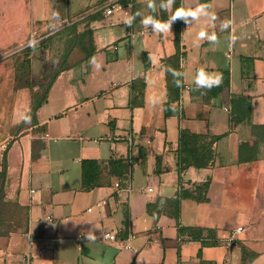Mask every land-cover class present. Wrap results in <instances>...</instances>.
I'll use <instances>...</instances> for the list:
<instances>
[{"label": "crops", "instance_id": "0c3cea01", "mask_svg": "<svg viewBox=\"0 0 264 264\" xmlns=\"http://www.w3.org/2000/svg\"><path fill=\"white\" fill-rule=\"evenodd\" d=\"M17 1L6 0L8 7ZM63 1L57 15L78 17V32L88 26L95 53L84 61L76 47L78 55L71 50L63 56L67 66L38 110L37 124L0 150L7 162L5 202L26 220L23 230L0 236V264H264V143L252 132L253 126L264 125V0H180L181 8L204 6L208 14L184 22L183 87L177 114L169 118L164 115L163 60L176 52L175 20L165 32L143 25L149 0H132V5L124 1L123 10L110 16L102 7L113 0ZM53 5L47 3L42 15L34 16L50 19ZM167 11L171 16L169 3ZM136 12L140 14L129 26L126 22ZM223 21L228 27L221 30ZM16 24L19 35L25 22ZM202 28L207 34L215 32L216 41L197 40ZM144 55L150 62L147 69ZM201 69L213 78L220 74V83L211 88L222 85L224 73L229 86L219 94L198 87L194 78ZM140 76L145 77L144 104L130 109L131 84ZM59 84L63 97L49 109ZM237 96L251 98V115L231 128V99ZM181 130L204 141L220 137L212 146V165L180 170ZM129 137L133 164L122 177L111 174L105 164L128 161ZM256 142L257 160L239 163L240 145ZM157 158L165 169L159 175ZM84 160L104 163L99 187L82 188ZM205 182V200L183 199L179 221L165 211L148 212L147 205L159 198L171 199ZM239 227L243 230L235 233ZM120 229L134 233L133 250L120 251L102 240L104 233ZM185 229L202 233L198 237L197 231ZM78 234L84 237L81 247ZM53 237L58 240L49 245L45 240ZM29 238L35 239L31 248Z\"/></svg>", "mask_w": 264, "mask_h": 264}, {"label": "trees", "instance_id": "16d2710c", "mask_svg": "<svg viewBox=\"0 0 264 264\" xmlns=\"http://www.w3.org/2000/svg\"><path fill=\"white\" fill-rule=\"evenodd\" d=\"M206 1V0H203ZM149 2V1H148ZM155 7L158 6V10L152 12L150 9L149 14L153 15L155 18L166 21L168 20L174 12L181 8L180 0H172V13L169 15L166 8H161L160 4L164 3L168 4V0H153ZM127 4V2H125ZM136 5L133 4V7ZM184 20L177 18L175 20L174 27V44L176 48V52L174 55L163 60L165 73H166V89H167V101L164 104V115L165 118H169L173 115L177 114V104L180 101L181 90H182V68H181V40H182V31H183ZM75 25L69 26L74 27ZM67 27V28H69ZM73 29V28H72ZM53 35L38 41L37 43L24 48L26 57L21 62V71L20 77L24 80L25 88H32L33 85L31 83L30 75H31V67L29 55L33 50L39 48H47L52 39ZM74 45L68 50L65 54L67 57L69 52L74 47H78L83 53V60L86 61L90 57H92L95 53V48L93 47V38L92 32L87 26L83 32L78 33L74 39ZM66 61V59H65ZM144 65L145 68L150 67V62L147 59L146 55H144ZM62 71V68L53 76V78L49 81L45 91L42 93L40 99L36 100V103L33 104L32 109L29 112V115L26 117L24 121L30 122L31 126L37 124V112L42 107V105L46 102L48 93L52 84L55 81L56 76L59 72ZM175 73V74H174ZM229 86V77L225 73L223 74L222 85L214 88H210V90L215 91L216 94H219L224 88ZM146 88L145 77L140 76L135 79L131 84V95L128 102V107L130 109H134L137 107H142L144 104V90ZM231 115H230V127L234 128L240 123L250 118L251 115V98L244 96H237L231 99ZM253 134L258 137V139L264 143V125H255L252 127ZM141 136V135H140ZM220 139V137H212L210 140H203L202 136L190 133L186 130H181L179 135V142L177 147V155H178V165L180 170H185L190 167H194L196 169L206 168L213 164L214 161V152L212 150V146ZM35 147V143H34ZM259 153L258 143H254L250 145L248 143H242L239 147V163H249L257 160V154ZM35 157V154H34ZM106 167L110 168L111 174H116L120 177L123 176L124 173L128 170V161L126 160H118V161H109L106 164ZM161 162L160 159L157 158V170L156 174L159 175L162 172H165V169L160 168ZM104 168V163L99 160H84L81 164V179H82V188L84 190H91L93 188L99 187L101 185V173ZM7 184V162L6 156L4 155L2 160V168L0 171V236L9 234L10 232L16 230H4L2 227L8 221L5 219V215H8V209L6 207L12 206L9 203L5 202V188ZM209 186V182L201 183L195 186L193 191H180L175 194L171 199H162L159 198L154 204H148L147 210L149 213L157 212V214L162 213L163 211L167 212L170 216L179 221V209L180 203L183 199H193L196 201L205 200V195ZM16 213L19 214L16 210ZM21 214L22 211H21ZM24 215V214H23ZM14 217V216H13ZM12 217V218H13ZM25 219V215L23 216ZM9 221H14L11 219ZM26 226V220L24 221V227ZM24 229V228H23ZM194 233L198 232L197 236L200 237L202 230L201 229H185Z\"/></svg>", "mask_w": 264, "mask_h": 264}, {"label": "rangeland", "instance_id": "374dc122", "mask_svg": "<svg viewBox=\"0 0 264 264\" xmlns=\"http://www.w3.org/2000/svg\"><path fill=\"white\" fill-rule=\"evenodd\" d=\"M104 4L108 0H98ZM55 2V3H54ZM63 0H20L15 5L8 7L6 0H0V150L8 146L12 137H17L25 130H28L30 122L24 121L37 99H40L49 81L63 67L67 66L63 62V56L74 45V39L78 33V17L63 18L57 15L63 6ZM53 5L54 10H50L52 16L48 20H41L34 16H41L46 4ZM20 5V6H19ZM35 7V8H34ZM56 12V14H55ZM21 20L24 30L17 35L16 22ZM70 21H76L74 27H65L63 30L53 35L49 45V50L39 48L33 50L29 55L32 88L24 87V80L20 77L21 62L26 57L24 48L29 43V37L33 33H38L40 27L46 23H54L56 26L63 25ZM30 35V36H29ZM74 54L78 55L77 48H72ZM113 56V54H109ZM77 57V56H76ZM33 62V69H32ZM34 70V71H33ZM81 68L78 69L80 71ZM98 73H101L98 71ZM59 84L51 97L49 109L59 103L57 99L62 98ZM3 151V150H2ZM2 156H0L1 166ZM7 203V202H6ZM9 214L5 215L7 221L14 219L12 223L3 225L4 230H23L24 215L16 213L12 206L6 207ZM14 216V217H13ZM13 217V218H12Z\"/></svg>", "mask_w": 264, "mask_h": 264}, {"label": "built area", "instance_id": "2783aa9c", "mask_svg": "<svg viewBox=\"0 0 264 264\" xmlns=\"http://www.w3.org/2000/svg\"><path fill=\"white\" fill-rule=\"evenodd\" d=\"M124 1H128L129 5H132V0H113V1L107 3L106 5H104L102 7V11H103L104 15L110 16L114 12L122 11L123 10L122 9V2H124ZM75 22L76 21H70L68 23H64L63 25H58V26H56V24L51 23V22L43 24L40 27L39 34L38 33L31 34V36L29 37V43L26 47L31 46V45L37 43L38 41H41V40H43V39H45L51 35L57 34L61 30H63V28L74 25ZM141 33H144V31H142ZM126 141L129 144L128 164L131 167L133 164V156H132L133 141H132L131 137L127 138ZM114 187L117 191H119L120 184L118 181H116L114 183ZM148 190L151 191V189H148ZM128 191H129V193L131 192L130 181L128 184ZM242 230L243 229L239 227L234 232L238 233L239 231H242ZM124 234H125V236H124ZM134 237H135L134 233L130 229H128V231L126 233L124 232L123 229H120L117 232H106V233H104L102 236V240L107 242V243H111L112 245H114V247L117 250H120V251L121 250H128V249L133 250L134 248L131 245V242L134 239ZM83 239H84L83 234H78L76 236V241H77L78 247L82 246ZM57 240L58 239L56 237H53V238H49L45 241H47L49 243V245H53ZM34 242H35V239H33V238L28 239V245L30 248L33 246ZM31 257H32V254L30 252H28L25 255V261L27 263H29V260Z\"/></svg>", "mask_w": 264, "mask_h": 264}, {"label": "clouds", "instance_id": "9594fccd", "mask_svg": "<svg viewBox=\"0 0 264 264\" xmlns=\"http://www.w3.org/2000/svg\"><path fill=\"white\" fill-rule=\"evenodd\" d=\"M168 3H172V0H168ZM147 7L149 9L152 10V12L156 11V7L155 4L153 3V0H149ZM160 7L166 8L167 5H165L164 3L160 4ZM139 12L134 13L132 16L129 17L128 21L126 22L129 26L131 25V21L133 19H135L136 15H139ZM207 15L208 13L205 11V7L204 6H199L197 7L195 10H185L183 8H179L177 9L174 14L166 21H161L157 18H155L153 15L149 14L147 16H144L142 18V24L145 26H151V29L154 32H165V31H170V25L172 24V22L174 20H176L177 18H180L182 20H184L185 24H189L192 23L193 21L196 20L198 15ZM189 18H191L189 20ZM213 19H215V17H213ZM228 27V22L223 21L220 24V28L221 30ZM207 39L209 41L215 42L217 37L215 32L211 33V34H207L206 31L202 28L198 33H197V40H203V39ZM175 74V73H174ZM194 83L198 86V87H202V88H211L214 85H218L220 83V74H215V78H213V75L210 73H205L204 70H198L196 73V76L194 78Z\"/></svg>", "mask_w": 264, "mask_h": 264}]
</instances>
